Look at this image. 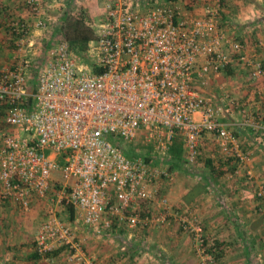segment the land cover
<instances>
[{"label": "built area", "instance_id": "obj_1", "mask_svg": "<svg viewBox=\"0 0 264 264\" xmlns=\"http://www.w3.org/2000/svg\"><path fill=\"white\" fill-rule=\"evenodd\" d=\"M27 5L36 20L9 24L19 54L0 67V205L11 201L29 209L34 199L47 197L51 175L59 171L63 186L53 202L73 208L76 222L101 237L115 226L165 221L170 205L156 185L174 180L168 162L177 138L188 166L197 162L204 134L215 137L223 156L248 162L234 125L221 122L223 107L199 89L229 69L242 68L251 81L264 76L261 62L222 29L220 0H203L202 14L194 13L190 0H105L96 21H85L95 34L87 61L59 41L39 69L33 93L26 48L31 31L45 24L41 0ZM244 116L240 126L264 139V122ZM139 137L143 148L126 156L122 145ZM256 197L264 199L263 188ZM155 206L162 209L159 217L150 212ZM179 225L197 248L198 264H215L201 220L186 214ZM75 239L71 225L51 208L33 249L40 258L60 249L71 254L80 251Z\"/></svg>", "mask_w": 264, "mask_h": 264}, {"label": "crops", "instance_id": "obj_2", "mask_svg": "<svg viewBox=\"0 0 264 264\" xmlns=\"http://www.w3.org/2000/svg\"><path fill=\"white\" fill-rule=\"evenodd\" d=\"M77 1L41 0L39 18L51 20L52 13L71 9ZM190 1L194 13L202 14L203 0ZM220 1L222 29L229 38L243 43L246 54L259 60L264 69V0ZM27 2L0 0V67L12 65L19 54L12 48L9 24L36 20ZM58 23L59 19L56 27ZM45 30L31 31L32 46L26 48L30 54L35 53L33 46L38 48ZM199 89L213 99L214 105L223 107L221 122L234 125L233 133L241 150L249 155L248 162L239 165L223 156L215 137L204 134L197 162L186 165L182 153L178 166L168 162L173 182L161 179L156 185L158 196L167 198L170 205L164 211L165 221L136 229L115 226L101 237L80 224L84 232L76 235L81 241L75 239L80 251L72 252L80 256L79 260L70 258L72 253L65 249L46 258L34 252L37 230L48 211L57 206L50 203L53 198L50 202L47 197L34 199L27 210L6 201L0 205V264H198L197 248L179 225V218L186 214L201 220L206 242L214 244L215 264H264V199L256 197L257 190L264 189V139L240 126L245 114L264 122V76L251 81L242 68L229 69ZM62 186L60 172L54 171L50 192ZM150 212L159 217L162 209L155 206Z\"/></svg>", "mask_w": 264, "mask_h": 264}, {"label": "rangeland", "instance_id": "obj_3", "mask_svg": "<svg viewBox=\"0 0 264 264\" xmlns=\"http://www.w3.org/2000/svg\"><path fill=\"white\" fill-rule=\"evenodd\" d=\"M103 1L105 0H78L77 2H75V4L71 6V9L69 8L68 10L71 14L76 15L79 13L80 15L84 17L86 22L93 23L99 17L103 9ZM59 14L60 16H58ZM62 14H63L62 11H58L50 15L53 17V19L51 20L43 19V21L46 23L45 24L46 30L44 32L45 36L42 37V40L40 41L38 48L33 46V48H35L36 51L34 54H31V58L33 59V64L29 71V85H28L29 93H33L32 91L35 89L34 80H36V76H37L39 69L42 67V65H44V63L46 62L48 58L47 56L49 54V49L53 47L56 43L61 41V36L58 35V32H55V28L57 24V19H60ZM14 47H12L13 50H16L17 48H14ZM3 128L4 126L2 124V117H0V129H3ZM124 148H125L124 149L125 151L130 149L132 152H135L140 148L142 149L143 148L142 139L139 137L132 143H128V144L125 143ZM57 191H58V188H54L53 192H50L48 194L47 198L49 199V202L52 198H54L53 200L56 199ZM50 203L52 204V206L56 205L53 201H51ZM55 210L57 212V215L60 216L62 220H64L65 222H68L71 225V227L73 228L74 234H75V238H76V235L77 236L79 234L81 236L83 235V232H84L83 227L81 228L80 224L76 222L75 219L71 221L68 218L66 207H61L60 205H57L55 206ZM80 239H78V237L76 238L77 241H79Z\"/></svg>", "mask_w": 264, "mask_h": 264}, {"label": "trees", "instance_id": "obj_4", "mask_svg": "<svg viewBox=\"0 0 264 264\" xmlns=\"http://www.w3.org/2000/svg\"><path fill=\"white\" fill-rule=\"evenodd\" d=\"M55 32L61 36V40L66 42L69 49L80 57L83 61L86 59V51L88 44L95 39L94 31L85 23L82 15L73 16L69 10L63 12L59 23L55 28ZM34 92V90L32 91ZM32 101V99H30ZM124 148V144L122 145ZM182 143L180 139L174 140L169 162L172 161V167L178 166L177 163L182 155ZM125 149V148H124ZM134 152L130 149L125 151L126 156H132ZM68 218L72 221L75 219L74 210L71 207H66Z\"/></svg>", "mask_w": 264, "mask_h": 264}]
</instances>
